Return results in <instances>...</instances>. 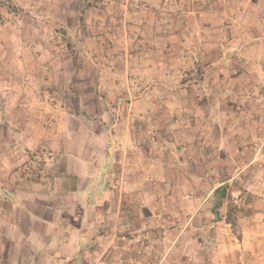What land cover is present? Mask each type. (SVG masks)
<instances>
[{"label": "rangeland", "instance_id": "374dc122", "mask_svg": "<svg viewBox=\"0 0 264 264\" xmlns=\"http://www.w3.org/2000/svg\"><path fill=\"white\" fill-rule=\"evenodd\" d=\"M77 185L92 262L153 208L168 262L264 264V0H0L5 264L51 238L24 212L91 223Z\"/></svg>", "mask_w": 264, "mask_h": 264}, {"label": "crops", "instance_id": "0c3cea01", "mask_svg": "<svg viewBox=\"0 0 264 264\" xmlns=\"http://www.w3.org/2000/svg\"><path fill=\"white\" fill-rule=\"evenodd\" d=\"M84 169H82V173L84 172ZM88 169V167H87ZM102 169V167H101ZM99 174L101 173L99 170L97 171ZM97 173V174H98ZM89 174H81L78 177L76 176L77 181H82L86 176ZM78 185L75 189L71 190L70 192L65 193V198H69L70 195H79L80 199H91V201L87 200L86 207L81 208L80 215L85 216L88 214H92L93 219H91V223L86 222L84 225L82 222L78 228L70 227L71 223L67 222L65 217V222L60 223V227H56L51 221H48L47 219H44L41 216L34 215L33 213L24 212L25 215H27L31 220L35 222H39L40 225L46 229V231L51 230V238L46 240L44 245L39 244V239L42 236V233H35L32 230V234L30 235V250L29 256L23 257L21 253H17L15 250V256L13 258V264H97V262H92L91 259V253L93 255L95 254V251L93 250L88 251L85 250V247L87 245H91L88 243H93L94 247H96V243L99 242L98 239L95 237L94 232L96 231V228H101L102 223L104 221L99 218L101 216H104V213H107L106 211L99 206L101 203L106 200L105 192L102 190L94 191L88 196L86 194L88 193L86 190L80 191L78 190ZM101 202V203H100ZM65 205H67V202L65 200ZM145 212V219L146 221L151 218V214L153 211V208L151 210L142 209ZM52 214H56L57 211H53L51 209ZM88 213V214H87ZM63 216L69 215V211L65 209V212H62ZM144 218H139L135 223L129 224V223H122L119 227L120 231L122 229H127L130 231H134L135 229H146L150 228L149 224L143 221H145ZM98 221H101L102 223L96 224ZM151 222V221H150ZM145 225H148L145 227ZM93 227V228H91ZM54 230L56 232H54ZM87 231V233H86ZM118 234V233H117ZM44 235V233H43ZM115 236V233L110 235V238H113ZM5 240L3 238H0V264H5L7 261L6 256V245ZM20 245V244H18ZM158 248V247H157ZM155 249V248H154ZM156 250V249H155ZM154 250V251H155ZM153 251V252H154ZM41 253L38 256H34L33 254ZM45 256H44V254ZM14 254V253H13Z\"/></svg>", "mask_w": 264, "mask_h": 264}, {"label": "built area", "instance_id": "2783aa9c", "mask_svg": "<svg viewBox=\"0 0 264 264\" xmlns=\"http://www.w3.org/2000/svg\"><path fill=\"white\" fill-rule=\"evenodd\" d=\"M120 247L103 256L97 264H177L168 262L166 256L159 257L153 252L151 233L147 229H138L119 236Z\"/></svg>", "mask_w": 264, "mask_h": 264}, {"label": "trees", "instance_id": "16d2710c", "mask_svg": "<svg viewBox=\"0 0 264 264\" xmlns=\"http://www.w3.org/2000/svg\"><path fill=\"white\" fill-rule=\"evenodd\" d=\"M221 191H222V190L219 189V190H216L215 193L218 195L219 193H221ZM217 200H218V203H219V198H217Z\"/></svg>", "mask_w": 264, "mask_h": 264}]
</instances>
